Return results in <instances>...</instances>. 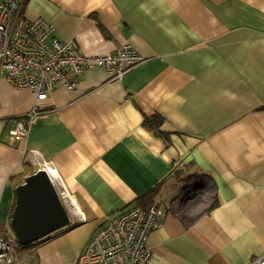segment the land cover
I'll return each instance as SVG.
<instances>
[{
	"label": "crops",
	"instance_id": "1",
	"mask_svg": "<svg viewBox=\"0 0 264 264\" xmlns=\"http://www.w3.org/2000/svg\"><path fill=\"white\" fill-rule=\"evenodd\" d=\"M24 16L84 57L128 44L144 61L57 87L20 142L14 122L37 102L0 79V237L14 238V190L42 170L71 220L13 264H77L107 220L151 202L163 216L149 264L264 257V0H27Z\"/></svg>",
	"mask_w": 264,
	"mask_h": 264
},
{
	"label": "built area",
	"instance_id": "2",
	"mask_svg": "<svg viewBox=\"0 0 264 264\" xmlns=\"http://www.w3.org/2000/svg\"><path fill=\"white\" fill-rule=\"evenodd\" d=\"M27 0H0V79L11 89L32 94L37 104L14 122L11 139H27L36 118L46 113L47 97L57 87L74 90L78 77L92 68L103 69L108 81L121 80L144 59L130 45L102 57H84L74 44L59 41L42 18L27 20ZM159 203L131 206L107 220L88 240L77 264H149L147 240L160 226ZM16 240L0 237V264L15 261ZM253 264H264V257Z\"/></svg>",
	"mask_w": 264,
	"mask_h": 264
},
{
	"label": "water",
	"instance_id": "3",
	"mask_svg": "<svg viewBox=\"0 0 264 264\" xmlns=\"http://www.w3.org/2000/svg\"><path fill=\"white\" fill-rule=\"evenodd\" d=\"M15 205L9 228L25 247L70 226L71 220L45 171L27 177L14 190Z\"/></svg>",
	"mask_w": 264,
	"mask_h": 264
},
{
	"label": "trees",
	"instance_id": "4",
	"mask_svg": "<svg viewBox=\"0 0 264 264\" xmlns=\"http://www.w3.org/2000/svg\"><path fill=\"white\" fill-rule=\"evenodd\" d=\"M161 123H162V122H161L160 119H158L157 117H154L153 119H150V120L146 119V120L144 121V126L147 127V128L150 129V130L155 131V133H156L157 135H160L161 132H160L159 128H160V126H161ZM152 204H154V202L149 203V205H147V207L151 206ZM14 205H15V201H14V204H13V207H12V210H11V214H12V211H13ZM137 206H138V205H137ZM142 208H144V207H142ZM13 239H14V238H13ZM14 240H15V239H14ZM29 246H30V245H29ZM29 246L22 247V246L18 245L17 248H16V252H19V253H20V251L25 250V249L28 248Z\"/></svg>",
	"mask_w": 264,
	"mask_h": 264
},
{
	"label": "rangeland",
	"instance_id": "5",
	"mask_svg": "<svg viewBox=\"0 0 264 264\" xmlns=\"http://www.w3.org/2000/svg\"><path fill=\"white\" fill-rule=\"evenodd\" d=\"M200 190H204V193H207L209 190H208V188L206 187V185H205V187L204 188H199Z\"/></svg>",
	"mask_w": 264,
	"mask_h": 264
}]
</instances>
